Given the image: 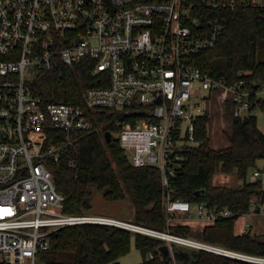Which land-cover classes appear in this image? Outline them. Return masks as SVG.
Listing matches in <instances>:
<instances>
[{"label": "built area", "instance_id": "1", "mask_svg": "<svg viewBox=\"0 0 264 264\" xmlns=\"http://www.w3.org/2000/svg\"><path fill=\"white\" fill-rule=\"evenodd\" d=\"M240 1L264 5V0ZM205 3L234 8L238 0ZM221 29L218 20L204 24L193 16L185 0H0V264H38L52 234L78 223L117 225L164 239L168 264H175L174 244L264 264V257L169 230L101 214L64 213V195L55 187L48 161L76 152L92 123L80 105L45 102L30 85L58 63L90 62L102 84L84 90L85 102L114 113L111 136L134 166L158 168L167 224L177 213L209 224L231 212L173 199L169 189L184 150L201 144L194 135L196 118L209 115L213 106L229 116L230 124L251 114L264 117V78L251 81L249 71L239 70L229 80L192 64L193 55L215 45ZM99 73L107 75L106 85ZM261 175L263 166L251 170L252 180ZM244 214L264 216V202L255 196ZM250 227L244 221L241 233Z\"/></svg>", "mask_w": 264, "mask_h": 264}, {"label": "trees", "instance_id": "2", "mask_svg": "<svg viewBox=\"0 0 264 264\" xmlns=\"http://www.w3.org/2000/svg\"><path fill=\"white\" fill-rule=\"evenodd\" d=\"M205 1L185 0L193 16L204 24L218 20L222 29L215 45L193 55L192 64L202 72L217 77L224 75L229 80H233L239 70L249 71L251 81L264 78V5L238 0L234 8L213 9ZM101 76L106 85L107 75ZM97 78L90 62L84 61L73 66L58 63L30 82L34 94L43 101L80 105L92 123V129L78 140L76 152L63 154L58 161H48L55 187L64 195L62 211L89 214L95 188L106 201H129L132 221L128 222L188 237L192 233L188 224H167L162 206L166 189L161 185L158 168L134 166L114 135L106 141L105 132L116 130L114 113L87 106L83 97L88 86L102 84ZM247 118L245 123L239 118L232 119L230 132L224 131L227 145L214 148L210 117L198 116L194 135L201 144L184 150V159L175 176L170 178L169 189L173 199L186 200L192 205L203 203L208 209L226 208L231 212L229 217L205 224L199 233L201 241L264 257V232H234L235 220L247 213L251 199L256 196L258 201L264 202L262 179L247 180L258 160H264V132L257 127L256 115ZM215 173L235 174L241 183L214 184ZM131 239L144 255L152 254V257L144 256L137 264H164V239L97 223H78L58 229L52 234L49 246L40 252L38 264H120L118 259L129 250ZM173 256L175 264H248L242 259L177 244L173 245Z\"/></svg>", "mask_w": 264, "mask_h": 264}, {"label": "rangeland", "instance_id": "3", "mask_svg": "<svg viewBox=\"0 0 264 264\" xmlns=\"http://www.w3.org/2000/svg\"><path fill=\"white\" fill-rule=\"evenodd\" d=\"M209 112L210 117V138H211V146L214 148H220L227 145V137L224 133L230 132L231 125H230V118L227 114L221 111V108L217 106L211 107ZM257 127L259 130L264 132V118L262 113H258L257 115ZM258 169H262L264 165V160H258L256 163ZM251 172H249L247 176V180L251 179ZM260 178L264 181V175H261ZM212 183L217 185H238L241 181L236 177L235 174H226V173H215L212 177ZM92 209L90 213L92 214H101L104 216H109L114 219H121L132 221V210L130 207V203L128 200H121V201H106L102 198V192L93 188L92 190ZM224 218V217H223ZM187 215L177 213L171 216V224H180L181 221H186ZM244 221H248L251 224V230L249 228V232L252 234H262L264 232V216H253V215H245L242 214L235 220L234 223V232L241 233L242 232V225ZM190 222V221H186ZM184 224L185 222H181ZM210 224V223H209ZM191 228V234L188 236L191 239L199 240L200 236L199 233L202 229L200 225L196 224H189ZM144 255L141 250L136 248L133 239H131V244L129 250L121 256L118 261L120 264H137L144 259Z\"/></svg>", "mask_w": 264, "mask_h": 264}, {"label": "water", "instance_id": "4", "mask_svg": "<svg viewBox=\"0 0 264 264\" xmlns=\"http://www.w3.org/2000/svg\"><path fill=\"white\" fill-rule=\"evenodd\" d=\"M121 116H122V114H118L116 117L120 118ZM247 120H248V118L246 116H244L242 119V122L245 123V122H247ZM105 139H106V141H109L111 139V132L110 131L105 132ZM200 191L203 192V189ZM162 249H163L162 252H163V258H164V264H168L169 253H168L167 246L163 245Z\"/></svg>", "mask_w": 264, "mask_h": 264}, {"label": "crops", "instance_id": "5", "mask_svg": "<svg viewBox=\"0 0 264 264\" xmlns=\"http://www.w3.org/2000/svg\"><path fill=\"white\" fill-rule=\"evenodd\" d=\"M185 220H186V221L188 220V221H190V222H189V223L186 222V221H181V222H185V224H188V225H189V224H190V225H191V224H192V225H193V224L200 225V226L202 227V229H203V226L205 225L204 222L198 221V220H197L194 216H192V215H190V216L187 215V219H185ZM181 222H180V224H182ZM172 225H173V224H172ZM202 229H201V231H202ZM201 231H200V232H201Z\"/></svg>", "mask_w": 264, "mask_h": 264}]
</instances>
